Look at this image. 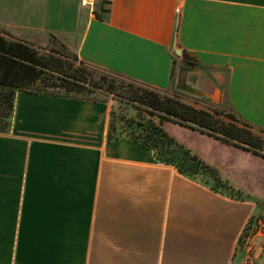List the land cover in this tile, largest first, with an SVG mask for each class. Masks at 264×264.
<instances>
[{
	"label": "crops",
	"instance_id": "1",
	"mask_svg": "<svg viewBox=\"0 0 264 264\" xmlns=\"http://www.w3.org/2000/svg\"><path fill=\"white\" fill-rule=\"evenodd\" d=\"M0 30L156 90L173 87L180 47L264 127V0H0ZM108 119L103 100L17 91L0 131V264H242L264 157L188 128L221 143L216 158L198 152L249 194L229 196L139 142H109Z\"/></svg>",
	"mask_w": 264,
	"mask_h": 264
},
{
	"label": "trees",
	"instance_id": "2",
	"mask_svg": "<svg viewBox=\"0 0 264 264\" xmlns=\"http://www.w3.org/2000/svg\"><path fill=\"white\" fill-rule=\"evenodd\" d=\"M51 50L53 53H41L38 48L10 38L0 30V131L10 129L17 91L82 95L90 87H97L140 103L146 111L161 119L159 123L152 119L145 124L138 123V134L131 136L132 140L151 148L158 161L171 164L181 174L192 178L207 175L214 184L218 183L214 189L225 187L234 190L237 197H244L242 188L225 177L218 167L171 135L163 122H175L263 157L264 127L239 118L230 107V111L197 107L183 101L179 95L169 93V90L136 86L137 82L133 80L98 72V69L91 70L86 65L76 67L54 53H61L59 50ZM72 58L77 60L75 54ZM182 62L194 67L202 65L187 51H183ZM96 73H99V79H95Z\"/></svg>",
	"mask_w": 264,
	"mask_h": 264
},
{
	"label": "rangeland",
	"instance_id": "3",
	"mask_svg": "<svg viewBox=\"0 0 264 264\" xmlns=\"http://www.w3.org/2000/svg\"><path fill=\"white\" fill-rule=\"evenodd\" d=\"M52 48L59 50L62 53L61 54L54 52L56 55L60 56L65 60L72 62L76 67L79 65L81 66L86 65L91 70H97V68L95 69V67L89 64L82 63L78 61V59L77 60L73 59L72 57L74 56V54L64 49L66 52H68L69 55L65 54L63 48L58 45H51V46L47 45L44 47H38V50L41 53L48 54V53H53V51L51 50ZM174 55L177 56V62L173 75L174 86L169 90V93L177 94L180 96V98L183 101L193 104L197 107L219 108V109L221 108V109H225L226 111H230L229 106L225 101L226 98H224V96L223 98H221V95H218L214 90L217 85V81L213 78V75L209 72V70H206V68L197 67L196 71H191L188 74V83L201 90L202 95H194L187 92L183 93L181 90H179L176 87V81H177L179 67L180 65L183 64V62H182V58L180 59L182 55L179 54L177 55L174 54ZM98 72L101 71L98 70ZM94 76L95 79H99V73H96V75ZM135 85L141 87L144 86L139 83H136ZM78 96L99 99L106 101L108 103L109 119L107 123V140L109 142L117 138L131 139V136L137 135L139 132L136 129L138 123L145 124L149 122L150 119H152L155 123H159L161 120L157 115H152L148 111H146V108L140 103L130 101L129 99L124 98L121 95L110 93L104 89H100L97 87H90V89L86 90L85 94ZM163 126L171 135L175 136L181 142L185 143L188 147L193 149L198 154L201 151L207 153L208 155H212L213 157L216 158L220 156L222 153L221 143L215 141L214 139H210L202 134H198L188 128L180 126V124H177L169 120H164ZM215 166L218 167L217 165ZM194 179L203 184L210 186L212 189H214L217 186L216 184H218V183L214 184L212 178L207 175L204 176L198 175ZM214 190L223 192L225 194H228L229 196H236L234 194L236 193L234 190L225 187H219L218 189H214ZM243 195H244L243 198L249 197L248 192H245ZM258 203H259V209L257 213L249 218L243 230L241 244H243V236L248 232L247 227L249 222L254 221L257 217L264 215V201H259ZM255 254H256L255 248L251 251H248V257L242 262V264H264V248L259 253L256 262L254 260Z\"/></svg>",
	"mask_w": 264,
	"mask_h": 264
},
{
	"label": "built area",
	"instance_id": "4",
	"mask_svg": "<svg viewBox=\"0 0 264 264\" xmlns=\"http://www.w3.org/2000/svg\"><path fill=\"white\" fill-rule=\"evenodd\" d=\"M82 4L93 7L97 0H81ZM247 233L243 236V245L248 251L255 248L254 237L264 236V215L257 217L254 221L249 222Z\"/></svg>",
	"mask_w": 264,
	"mask_h": 264
},
{
	"label": "water",
	"instance_id": "5",
	"mask_svg": "<svg viewBox=\"0 0 264 264\" xmlns=\"http://www.w3.org/2000/svg\"><path fill=\"white\" fill-rule=\"evenodd\" d=\"M175 52L179 55L183 54V49L180 47H177L175 49ZM197 67L194 66H188L185 64L180 65L177 75V81H176V87L184 92L194 94V95H202L201 90L198 88L192 86L188 83V74L191 71H196Z\"/></svg>",
	"mask_w": 264,
	"mask_h": 264
}]
</instances>
